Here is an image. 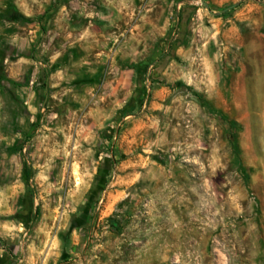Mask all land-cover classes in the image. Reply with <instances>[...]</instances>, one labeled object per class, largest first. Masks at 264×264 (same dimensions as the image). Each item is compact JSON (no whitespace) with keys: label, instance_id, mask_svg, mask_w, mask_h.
I'll list each match as a JSON object with an SVG mask.
<instances>
[{"label":"rangeland","instance_id":"374dc122","mask_svg":"<svg viewBox=\"0 0 264 264\" xmlns=\"http://www.w3.org/2000/svg\"><path fill=\"white\" fill-rule=\"evenodd\" d=\"M0 264H264V0H0Z\"/></svg>","mask_w":264,"mask_h":264},{"label":"trees","instance_id":"16d2710c","mask_svg":"<svg viewBox=\"0 0 264 264\" xmlns=\"http://www.w3.org/2000/svg\"><path fill=\"white\" fill-rule=\"evenodd\" d=\"M242 3V1H240V2H238V3H236V4H234V5H232L231 7H237V6H239L240 4ZM176 16H178V15H176ZM172 27V26H171ZM174 27V26H173ZM171 28L170 29V33L168 34V37H169V40L171 41V33H173V29L174 28ZM179 45V41L177 40V39H175V40H173V41H171V43H170V46H172L173 48L174 47H176V46H178Z\"/></svg>","mask_w":264,"mask_h":264},{"label":"water","instance_id":"95a60500","mask_svg":"<svg viewBox=\"0 0 264 264\" xmlns=\"http://www.w3.org/2000/svg\"><path fill=\"white\" fill-rule=\"evenodd\" d=\"M201 3H202V5H203L205 8H207V9L209 10V6H208V4H207L206 2L202 1Z\"/></svg>","mask_w":264,"mask_h":264}]
</instances>
